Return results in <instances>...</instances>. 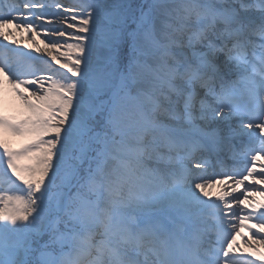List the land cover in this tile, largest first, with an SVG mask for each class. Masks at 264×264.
<instances>
[{
	"label": "snow or ice",
	"instance_id": "1",
	"mask_svg": "<svg viewBox=\"0 0 264 264\" xmlns=\"http://www.w3.org/2000/svg\"><path fill=\"white\" fill-rule=\"evenodd\" d=\"M3 7L0 37L43 30L35 52L51 59L0 57L24 108L0 106V264H255L232 252L238 228L258 235L244 221L264 231V203L241 207L264 185V0ZM221 152L244 155L223 173L244 190L209 202L207 156Z\"/></svg>",
	"mask_w": 264,
	"mask_h": 264
},
{
	"label": "bare ground",
	"instance_id": "2",
	"mask_svg": "<svg viewBox=\"0 0 264 264\" xmlns=\"http://www.w3.org/2000/svg\"><path fill=\"white\" fill-rule=\"evenodd\" d=\"M66 1L70 2V0H65V2ZM64 27H66V25H64ZM33 31H36V29H33ZM69 31H73V30L69 29ZM42 35L44 36V34L42 33L38 36H35L34 43H33L32 39H30V36H31L30 33H25L23 29L16 30L14 31L13 37H12L13 40L17 41V43L15 44L11 43V41H4L3 38L0 37V57L12 59L16 56L18 52H25V53H31L33 56L41 55L45 59L50 61L51 58L48 57L46 53L44 52L36 53L35 52V48L37 46L43 50L45 47V43H47L46 40H43ZM65 39H68V37L66 36ZM41 41H44V43H42ZM64 50H65L64 48L61 49V51H64ZM8 51L10 53H7ZM52 63L54 67H58V65H55L54 62ZM31 78L32 77L28 76V78L26 79H31ZM0 106H2L4 114L9 117L18 116L24 112L23 105L19 101V99L16 97L15 92L13 91L12 85L8 83V81L5 80L3 77H0ZM197 182H203V181L198 180ZM209 184L211 186H209ZM209 184H206V190L210 193L209 197H203L202 194H199L198 190H197V193L201 195L202 199L211 202V201H215L216 197L218 199V197L223 194L226 187H221L219 183L214 182V179H211V181H209ZM243 190L244 189L242 188L241 191ZM254 231L257 232L258 235L253 236L251 234L250 237L248 238L249 239L248 242L258 243V244L263 245L264 243H261V239L262 237H264V231H261L260 229L255 228V227H254ZM233 250L234 252H238V250L236 251L235 248ZM249 254H254V252H251ZM236 258L238 259V257ZM253 259H255L254 260L255 263H258L257 262L258 259L256 258H253Z\"/></svg>",
	"mask_w": 264,
	"mask_h": 264
},
{
	"label": "rangeland",
	"instance_id": "3",
	"mask_svg": "<svg viewBox=\"0 0 264 264\" xmlns=\"http://www.w3.org/2000/svg\"><path fill=\"white\" fill-rule=\"evenodd\" d=\"M72 30L74 31V29H72ZM36 31H37V29H36ZM39 31H40V33L44 34V36L42 35V38H43V40H45L44 38L47 35V33H45L43 30H39ZM21 78L22 79H26V78H28V76H24V77L21 76ZM2 138L6 139L8 141V143H9V145H10V147L12 149L20 148L26 142V139H27L26 137L13 136L10 133H6V132L3 133V137ZM18 163L23 166V165L30 164L31 161L28 160V159H25V158H21L18 161ZM259 165H261V166L264 165V162L260 163ZM9 175H10V173H9ZM5 186H6V190H7V187H9V186H7V184ZM259 189H262V187L260 185H256L254 190L256 192H259ZM244 222H247V223L249 222L251 224L255 223V222L253 223L252 221H247V220L244 221ZM244 229H246V228H244ZM241 244H245V246H249L250 247L249 250H246L247 248H244ZM253 244H255V247H254ZM237 247H241L242 249L240 248L239 249L240 250L239 253L232 254V255L235 256V257H239L238 260L243 259V260H252V261H254V259H249V258L247 259L246 258V257H250V258L258 259L257 260L258 263H255V264H264V244L263 245L258 244V243H248V244H246L244 242V243H240ZM247 251H249L250 253L254 252V254H252L250 256H247L248 255V254H246Z\"/></svg>",
	"mask_w": 264,
	"mask_h": 264
}]
</instances>
